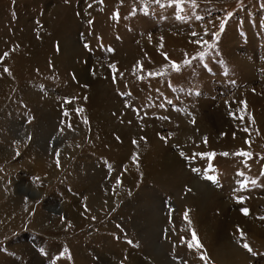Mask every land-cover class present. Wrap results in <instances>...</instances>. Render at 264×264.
<instances>
[{"label":"rangeland","instance_id":"rangeland-1","mask_svg":"<svg viewBox=\"0 0 264 264\" xmlns=\"http://www.w3.org/2000/svg\"><path fill=\"white\" fill-rule=\"evenodd\" d=\"M197 2L180 12L153 0H0V264H204L201 253L222 264L213 223L233 211L264 231V0ZM193 31L215 44L203 60ZM186 130L196 139L181 142ZM228 135L242 144L221 145ZM165 151L182 180L162 172ZM230 227L245 264H264V241ZM193 230L200 251L185 243Z\"/></svg>","mask_w":264,"mask_h":264},{"label":"snow or ice","instance_id":"snow-or-ice-1","mask_svg":"<svg viewBox=\"0 0 264 264\" xmlns=\"http://www.w3.org/2000/svg\"><path fill=\"white\" fill-rule=\"evenodd\" d=\"M100 2L102 3L103 0H100ZM153 2L156 3L157 5H159L160 7L173 6V5H174L175 8L178 9L180 12H184V11H185V5H187L190 9H196L197 7H199L197 0H166V3H161V0H153ZM238 4H242V0H238ZM89 7H91V5H89ZM143 10H144L145 12H147V10H148V5H147V3H144V4H143ZM135 11H136V8L134 7V8H133V13H132V14H134ZM115 15L118 17L119 13L117 12V13H115ZM227 15H228V16H231L232 13H231V12H228ZM178 18L183 19L182 16H180V17H178ZM195 18H196L197 20H203V19H204V17L199 16V15H197ZM88 22H89L90 24L92 23L91 20H89ZM209 23H211V21H209ZM224 27H225V22H224L223 20H221V22L219 23V30L222 31V30L224 29ZM191 35H192L193 37H197V39H194V40L191 41V42H192L193 44L199 45V46H201V47H203V48L205 49L204 51H199L195 56L192 57V59L195 60V59L199 58L200 60H203V59L207 56L208 51L214 49L215 44H214V43H210L208 39H204L203 37H200L199 34H198L197 32H195V31H193V32L191 33ZM208 35H209V29H208V28H204V37H207ZM218 36H219V32L213 31V32L211 33V37H212L213 40L218 39ZM84 47H85V48H88L89 45H88V44H85ZM108 50H109V51H113L111 48H109ZM164 55H165V59L167 60V59H168L167 54L165 53ZM8 56H9V52L5 51L2 55H0V62H2V61H3L6 57H8ZM185 56H187V53H185ZM184 63H185V64H188V63H190V61H189L188 59H185ZM108 67L111 69L112 73L115 74V73L118 72V69H117L116 64H109ZM140 67L142 68L143 66L140 65ZM171 67H172L174 70H176L177 72L180 70L179 64H178L176 61H172V62H171ZM3 73H6L8 76H12V72H11V70H10L7 66H4V67H3ZM94 74H95V72L93 71V75H94ZM120 75L122 76L123 73L121 72ZM149 75H162V73H151V72H150ZM140 78L143 79L142 76H141ZM113 82H114V83L116 82V76H115V75H113ZM169 86H171V85H169ZM65 102H66V103H69L70 100H69L68 98H66ZM168 103L171 104L172 101H168ZM128 106L130 107V105H128ZM161 107H163V105H161ZM77 111H78V112H82L83 109H78ZM64 114H65L66 116L68 115L67 112H65ZM164 119H168V117H164ZM83 122H84L85 124L88 123V119H87V117H84ZM253 123H254V121H253ZM68 126L71 127V124L69 123ZM244 131L247 132L248 129L245 128ZM29 139H30V137H29ZM162 139H163V137H162ZM205 142H206V138H205ZM133 143L135 144L136 141L133 140ZM17 155H19V152H17ZM56 155H57V161H56V163H57V167H59V166H60V165H59V152H57ZM180 155H181V156H184V152L181 151V152H180ZM202 155H203V154H202ZM207 155L211 157V156L214 155V153H208ZM222 155H224V156H228L229 153H228V152H224V153H222ZM235 155L243 156V157L249 158V157H251L252 154H251L250 152H247V151L241 150V151L235 153ZM137 159H138V157L134 155V156H133V160L136 161ZM209 167H211V165H209ZM193 170L196 171V169H193ZM239 175L243 176L244 173L241 172V173H239ZM260 175H261V176H264V170H262V171L260 172ZM205 178L208 179V180H210V181H212L213 183H218L217 177L214 176V175H208L207 173H205ZM36 179L39 180V177H37ZM117 182H118V183L121 182V181L119 180V178L117 179ZM249 182H250L251 184H255V183H256V180H255V179H251L250 181H248V180L241 181V183H240V187H241L242 189L245 188ZM244 199H245L244 196H237V197H236V200H237L238 202H240V203H242V202L244 201ZM240 211H241L245 216H247V215L250 213V209L247 208V207H242V208L240 209ZM185 218H187V213H185ZM93 219H95V217H93ZM260 219H264V216H261ZM189 223H190V221H189ZM237 229H238V231H239V235H240V237L243 238V237L245 236V233L243 232V230H240V229H239V226H238V225H237ZM182 239H183V238H182ZM129 243H132V241H129ZM185 243L187 244V247H188L189 249L195 248L197 251H200V249H202V247H203V245L199 242V240H198V238H197V235H196L195 230H193L192 233H191V240H186ZM242 246H243V248H245V249H246V250H247V251H248L253 257L259 255V253H257V252H256V251L250 246L249 243H247V242H243ZM41 252H44V249H41ZM67 252H68V249L65 248L64 253H61V256H63V255H64L65 253H67ZM68 258L71 259V256L69 255ZM200 259H201L202 261H204V264H207V254H206V253H201ZM185 264H186V262H185Z\"/></svg>","mask_w":264,"mask_h":264},{"label":"bare ground","instance_id":"bare-ground-1","mask_svg":"<svg viewBox=\"0 0 264 264\" xmlns=\"http://www.w3.org/2000/svg\"><path fill=\"white\" fill-rule=\"evenodd\" d=\"M182 41H184V39H182ZM64 47V50H65V56L68 57V56H72V52L73 50H71L69 46H66V45H63ZM181 46L183 47L184 46V42L181 44ZM180 46V47H181ZM82 74V73H81ZM83 77V75H81ZM80 76V78H81ZM87 77V76H86ZM88 78V77H87ZM90 80V79H89ZM88 81V80H86ZM253 100V99H251ZM256 101H259V100H253V102H256ZM261 102H263L262 99H260ZM259 101V102H260ZM258 102V103H259ZM262 106V104H261ZM261 114V113H260ZM263 115V114H262ZM221 116V115H220ZM210 117V115H209ZM208 118V117H207ZM221 118V117H220ZM258 118V117H257ZM218 119V118H217ZM261 119V118H260ZM259 119V124L261 125V129H263V126H264V122H262L261 120ZM217 122V121H216ZM220 122V121H219ZM182 123V122H181ZM223 124H225V121H223ZM223 126V125H222ZM219 127V126H218ZM216 127V128H218ZM80 130V129H79ZM189 130H186V131H183L182 135L179 137L180 138V141L181 142H186L185 140H188L189 139H196L195 137H192L194 135H191L188 133ZM228 132L231 133L230 130H228ZM264 134V133H263ZM232 136V135H231ZM242 137L238 136L237 138L235 139H230V136L228 135L225 140H220L221 145L224 143V144H230L233 148L236 147V146H239L242 144ZM193 141V140H192ZM156 143V142H155ZM157 144V143H156ZM192 150V148H191ZM159 152H162V149H160ZM189 153V152H188ZM126 154V153H125ZM125 154H120V157H118V159H124L126 157ZM158 155V156H157ZM157 159L160 161V166L162 168V172L166 173L167 176L171 175L172 177H176L177 179H183V175L184 173L179 172L178 171V159L176 160L175 157H169L168 154H167V151L163 152L161 155L159 153H157ZM4 156H6V153H4ZM128 156V155H127ZM231 157V156H230ZM150 161V160H149ZM153 162V161H152ZM154 163V162H153ZM154 165V164H153ZM50 166V165H49ZM153 167V166H152ZM154 168V167H153ZM152 169V168H151ZM152 171V170H151ZM39 172V171H38ZM179 172V174H178ZM98 173H96L97 175ZM133 174V173H132ZM95 175V176H96ZM153 176V175H152ZM95 178V177H94ZM188 179V178H187ZM95 180V179H94ZM185 180V179H184ZM183 180V181H184ZM193 183V182H192ZM195 188L199 189L201 187L200 183L197 182V181H194V184H192ZM111 189V188H110ZM104 192V191H103ZM120 194V193H119ZM207 193H205L203 196H205ZM121 195V194H120ZM117 196V194H115V197ZM200 194H198V198H199ZM202 197V196H200ZM103 198L105 197H102V198H99L97 197L95 200H101L103 202ZM113 198V197H112ZM121 198V197H120ZM106 201L108 200V198H105ZM113 200V199H112ZM119 201V199H116ZM99 201V202H101ZM117 201V202H118ZM115 202V201H114ZM201 204V203H200ZM204 204V203H203ZM195 207V206H194ZM201 208L198 209V213L200 214V210ZM203 209V208H202ZM196 210H197V206H196ZM208 210V209H207ZM205 211V210H204ZM73 213V212H72ZM76 213V212H75ZM237 214L233 213V211L230 213L228 212L223 220H214L216 221L215 223H213V225H215V236H216V240H217V245L214 246V252L212 253V256L214 259H216L217 261H220L222 264H245L246 263V256L245 254L239 250L237 247H234L230 241H229V237L227 238V235L226 233L224 232L226 229H230L231 225H235L237 227V225L239 226V228H242L243 230H245L248 235L251 239H254V240H263L264 241V231L261 230L260 228L256 227L255 225H253L251 222L249 221H246L244 219H242L240 216H236ZM204 216V215H203ZM78 217V216H77ZM207 219V217L205 218ZM211 220V219H210ZM211 223V222H210ZM211 226V225H210ZM231 230V229H230ZM202 231H204L202 229ZM212 231L208 232L207 234L210 236L213 235ZM229 236V235H228ZM211 243H209V245L207 246L210 251L212 249Z\"/></svg>","mask_w":264,"mask_h":264}]
</instances>
